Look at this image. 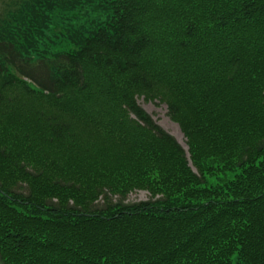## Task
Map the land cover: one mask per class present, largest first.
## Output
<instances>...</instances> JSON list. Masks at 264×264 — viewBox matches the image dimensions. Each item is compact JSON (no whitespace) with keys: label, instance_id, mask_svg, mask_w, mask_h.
<instances>
[{"label":"trees","instance_id":"1","mask_svg":"<svg viewBox=\"0 0 264 264\" xmlns=\"http://www.w3.org/2000/svg\"><path fill=\"white\" fill-rule=\"evenodd\" d=\"M0 77V264H264V0H0Z\"/></svg>","mask_w":264,"mask_h":264},{"label":"rangeland","instance_id":"2","mask_svg":"<svg viewBox=\"0 0 264 264\" xmlns=\"http://www.w3.org/2000/svg\"><path fill=\"white\" fill-rule=\"evenodd\" d=\"M4 81L5 80L0 77V82H4ZM14 91L17 92V90H15V89H14ZM11 93H13V95L15 97V93L13 91H10L9 95H11ZM8 97L10 98V100H12V98L10 96H8ZM138 102L146 110V112L149 113L153 117V119L162 128H164L166 131H168L173 136H175L176 139L178 140V142L184 148H187L188 145L186 143V137L184 135V132L182 131L180 125L170 117L166 104H159L157 101H145V99L143 97H140L138 99ZM10 104H12V105H9L6 107L10 112H12L15 104H14V102H12ZM68 135L72 137V136H74V133H68ZM78 136H81L80 140H82L84 138V135L82 133H78L76 135V137H78ZM0 141H2L1 143H3V144H6L7 142L15 143L16 139H14V137H9V138L1 139ZM39 152H40L39 150H36L35 155H38ZM187 156L189 157V153L187 154ZM20 160L31 162V161L36 160V158L33 156H27V155L22 154ZM190 164L192 165L193 169L195 171H197L196 167L192 164L191 161H190ZM91 178H92V173H90V175H89V173H86V175L84 177L82 176L80 181L83 184H87V181H89ZM150 194L151 193L147 188H144V187L134 188L128 193L127 198L125 199V202L128 203V202L146 201V200L150 199ZM68 196L72 198V196H70V193ZM118 198H119L118 196H115L114 200L117 201Z\"/></svg>","mask_w":264,"mask_h":264}]
</instances>
